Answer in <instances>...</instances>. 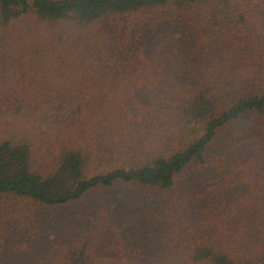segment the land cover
<instances>
[{
    "label": "trees",
    "instance_id": "trees-1",
    "mask_svg": "<svg viewBox=\"0 0 264 264\" xmlns=\"http://www.w3.org/2000/svg\"><path fill=\"white\" fill-rule=\"evenodd\" d=\"M28 20L36 41L48 35L68 55L57 63L71 88L86 90L73 84L82 76L92 93L37 94L27 60L19 89L0 93V250L18 216L37 223L40 211L124 185L152 215L167 213L174 248L187 251L169 264H264V0H0V55L13 58ZM27 111L34 125L22 129ZM209 168L246 191L219 202L215 179L184 184ZM194 209L205 225L188 244L174 225ZM96 236L71 231L55 241L60 255L0 264H120L96 251Z\"/></svg>",
    "mask_w": 264,
    "mask_h": 264
},
{
    "label": "rangeland",
    "instance_id": "rangeland-1",
    "mask_svg": "<svg viewBox=\"0 0 264 264\" xmlns=\"http://www.w3.org/2000/svg\"><path fill=\"white\" fill-rule=\"evenodd\" d=\"M34 25L31 20L25 21L23 25L25 28L22 33L26 41L19 44L18 51H14L13 58H10L13 52H5L0 55V93L6 92L10 88L19 89L16 83L18 78L22 77L20 75L25 73L23 61L27 60L30 62L33 71L30 86L39 87L37 94L49 97L54 92L63 95L67 93L66 89H73L75 94L90 95L92 93L90 84L84 83L85 80L82 79V76L73 84L79 89L86 90L81 92L71 88V81L68 80L71 75L68 74V77L65 78L66 74L62 73L63 71L57 63V60L64 59L67 54L61 51L58 44L55 46L48 45L50 41L48 35L36 41V35L42 31L39 32L38 29L34 34L32 31ZM85 35L84 32L78 33L75 41H80L81 38H85ZM37 43L40 44V52L37 50ZM55 77L58 80H54ZM57 86L59 90L55 89ZM133 90L138 93H146L144 88L135 87ZM33 119V112L27 111L19 120L22 124L21 128L25 129L34 125ZM44 129L43 123L41 131ZM121 160L131 161L128 157L116 155L115 162ZM199 172L198 180L195 178L194 169L188 171L184 177L186 178L184 184L188 187L189 183L193 181L200 187L204 179L207 180L209 177L211 180L215 179V176H212V168ZM214 182L222 187L216 193L219 202L223 200L224 196L237 198L246 191L243 186L227 187L220 179H215ZM220 193L224 195L221 196ZM190 200L193 201L192 205L198 201L204 206H209V201L198 199L195 196H192ZM151 204L153 203L145 198L143 192L138 195L134 194L133 190L124 185L111 189H97L89 193L80 202L38 212L37 223L34 222V216H29L27 222H23L24 219L19 216L14 220V224L10 221L11 224L8 225L9 235L6 238L5 248L0 250V255H11L8 258V263L14 261L21 263L26 255L57 256L60 255V245L55 246V241H59L68 232L76 231L85 234L94 228L97 232L95 249L101 255H123L120 256V264H169L167 262L169 255H185L187 251L174 248L178 247L179 244L173 239L172 232L174 229L166 223L169 222L167 213L165 219H161L160 215L159 217L152 215L148 210ZM154 205L157 210L161 209L160 203ZM196 210L186 212L182 222L174 225L178 226L183 241L189 239L188 236H192L196 240L204 230L203 212L200 210L201 213H199ZM186 217L190 222L185 220ZM22 223L24 226H21ZM188 223L193 226L190 227ZM186 242L189 244L188 240ZM186 246L187 244H183L181 248ZM56 256L51 258L53 261L51 264H55ZM188 264L196 263L189 262Z\"/></svg>",
    "mask_w": 264,
    "mask_h": 264
}]
</instances>
